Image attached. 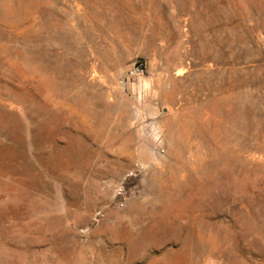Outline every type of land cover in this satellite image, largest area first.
<instances>
[{
	"label": "rangeland",
	"instance_id": "374dc122",
	"mask_svg": "<svg viewBox=\"0 0 264 264\" xmlns=\"http://www.w3.org/2000/svg\"><path fill=\"white\" fill-rule=\"evenodd\" d=\"M0 264H264V0H0Z\"/></svg>",
	"mask_w": 264,
	"mask_h": 264
}]
</instances>
